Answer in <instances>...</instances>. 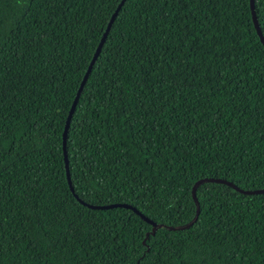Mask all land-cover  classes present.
<instances>
[{"label": "trees", "instance_id": "1", "mask_svg": "<svg viewBox=\"0 0 264 264\" xmlns=\"http://www.w3.org/2000/svg\"><path fill=\"white\" fill-rule=\"evenodd\" d=\"M119 1L0 0V264H264L249 0H125L66 124Z\"/></svg>", "mask_w": 264, "mask_h": 264}, {"label": "water", "instance_id": "2", "mask_svg": "<svg viewBox=\"0 0 264 264\" xmlns=\"http://www.w3.org/2000/svg\"><path fill=\"white\" fill-rule=\"evenodd\" d=\"M124 1L125 0H120L119 1L118 5L116 6L114 12L112 13V15L110 16V18H109V20L107 22V25L105 27V30H104V32H103V34H102V36H101V38H100L97 46H96V49H95V51H94V53H93V55H92V57H91L88 65H87V68H86V70H85V72H84V74L82 76V79H81V81L79 83V86H78V88L76 90L75 96H74V98L72 100V103L70 105V108H69L68 113H67V116H66V120H65L66 121V124H68L69 121H70L71 115H72L73 110H74V107L76 105V101L78 99V96H79V94L81 92V89H82V87H83V85H84V83L86 81V78L88 76V73L90 72V69H91V67H92V65H93V63H94V61H95V59H96V57H97V55H98V53L100 51V48H101V46L103 44V41H104V39L106 37V34H107L109 28L111 26V23L113 22L114 17L116 16L119 8L121 7V5L123 4ZM249 7H250L251 19H252V23H253L254 29L256 31V34H257V36H258L261 44L264 47V39H263V37H262V35L260 33V30L258 28L257 22L255 20V15H254V12H253V0H249ZM63 158H64V165H65V171H66L67 184L69 186L70 191L72 192L73 190H72V187L70 185L69 175H68V171H67V159H66V156H65L64 148H63ZM262 192H264V190H262ZM117 206H120V207H129V206H126V205H123V204H113V205H108V206H104V207H91V208L106 209V208L117 207Z\"/></svg>", "mask_w": 264, "mask_h": 264}]
</instances>
